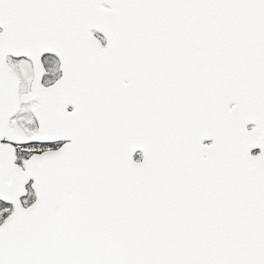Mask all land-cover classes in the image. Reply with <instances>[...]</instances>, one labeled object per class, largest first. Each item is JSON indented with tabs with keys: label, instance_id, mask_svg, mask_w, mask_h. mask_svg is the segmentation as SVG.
I'll return each mask as SVG.
<instances>
[{
	"label": "snow or ice",
	"instance_id": "snow-or-ice-1",
	"mask_svg": "<svg viewBox=\"0 0 264 264\" xmlns=\"http://www.w3.org/2000/svg\"><path fill=\"white\" fill-rule=\"evenodd\" d=\"M0 264H264V0H0Z\"/></svg>",
	"mask_w": 264,
	"mask_h": 264
}]
</instances>
